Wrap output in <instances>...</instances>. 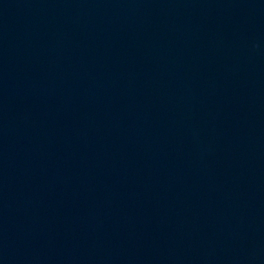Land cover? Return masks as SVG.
<instances>
[{"label":"water","instance_id":"obj_1","mask_svg":"<svg viewBox=\"0 0 264 264\" xmlns=\"http://www.w3.org/2000/svg\"><path fill=\"white\" fill-rule=\"evenodd\" d=\"M0 264H264V0H0Z\"/></svg>","mask_w":264,"mask_h":264}]
</instances>
